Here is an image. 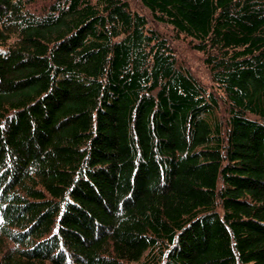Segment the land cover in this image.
<instances>
[{
	"label": "trees",
	"instance_id": "trees-1",
	"mask_svg": "<svg viewBox=\"0 0 264 264\" xmlns=\"http://www.w3.org/2000/svg\"><path fill=\"white\" fill-rule=\"evenodd\" d=\"M137 2L0 0V264H264V0Z\"/></svg>",
	"mask_w": 264,
	"mask_h": 264
},
{
	"label": "rangeland",
	"instance_id": "rangeland-1",
	"mask_svg": "<svg viewBox=\"0 0 264 264\" xmlns=\"http://www.w3.org/2000/svg\"><path fill=\"white\" fill-rule=\"evenodd\" d=\"M131 1L133 2V6L140 10L141 7L139 3L137 2V0H131ZM149 23H150V20H149ZM150 25L155 26L157 29L160 30V32L163 35L166 36V38L168 39L172 47L177 50L180 60L188 68L192 69V71L194 72V75L198 79H200L202 83H204L205 85H208L209 75H208L205 65L202 62L201 54L188 49L181 39H177L176 37L173 36L174 33L169 29V27H166L161 24H155L154 22H151Z\"/></svg>",
	"mask_w": 264,
	"mask_h": 264
}]
</instances>
